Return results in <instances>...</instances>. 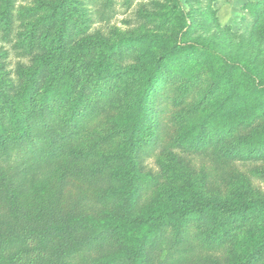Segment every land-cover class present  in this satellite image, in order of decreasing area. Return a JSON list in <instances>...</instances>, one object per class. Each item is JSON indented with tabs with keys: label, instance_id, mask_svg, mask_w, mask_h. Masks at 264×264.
I'll return each instance as SVG.
<instances>
[{
	"label": "rangeland",
	"instance_id": "rangeland-1",
	"mask_svg": "<svg viewBox=\"0 0 264 264\" xmlns=\"http://www.w3.org/2000/svg\"><path fill=\"white\" fill-rule=\"evenodd\" d=\"M182 42L207 46L264 81V0H0V105L7 98L22 111L39 100L52 122L77 129L76 150L103 138L99 158L129 154L123 178L132 181L135 215L174 193L264 200V96L217 57L176 50ZM159 58L150 106L136 118L135 102ZM12 155L14 170L28 166ZM71 170L64 160L35 163L17 179L16 194L51 199L64 178L65 202L81 198L89 221L116 222L118 207L97 205ZM254 217L241 214L222 230L190 218L181 232L196 245L216 240L223 249L187 264H235ZM178 228L172 223L168 234ZM111 256L98 250L84 258L101 264ZM254 264H264V254Z\"/></svg>",
	"mask_w": 264,
	"mask_h": 264
},
{
	"label": "trees",
	"instance_id": "trees-1",
	"mask_svg": "<svg viewBox=\"0 0 264 264\" xmlns=\"http://www.w3.org/2000/svg\"><path fill=\"white\" fill-rule=\"evenodd\" d=\"M176 50L207 52L217 57L228 70L239 71L251 79L254 92L264 96V81L253 76L244 65L199 43L182 42ZM162 63L163 58H159L135 102L136 118L143 117L150 106ZM0 106L6 109H0V164L4 165L0 171V264H92L84 257L98 250L112 252L101 264H150L145 257L148 253L159 255L154 260L161 258V264H187V260H202L205 252L223 249L216 240L196 245L181 232L190 218L211 220L222 230L227 220L249 212L255 217L244 230L235 264H254L264 254V200L221 202L200 191L188 196L174 193L161 205L135 215L130 193L132 181L123 178L124 168L131 163L129 154L99 158L95 149L104 142L103 138L84 151L76 150L73 144L77 129L52 122L39 100L22 111L9 104L7 98ZM14 152L23 158L22 166H28L14 170L11 165ZM57 160L71 166L70 179L93 189L97 205L118 207L116 222L101 225L89 221L82 212L81 198L71 204L65 202L63 194L68 183L64 178L51 199L26 201L18 197L17 179L28 175L35 163L52 164ZM145 186L149 190L152 183ZM174 222L178 223L180 233L170 235L168 229Z\"/></svg>",
	"mask_w": 264,
	"mask_h": 264
}]
</instances>
